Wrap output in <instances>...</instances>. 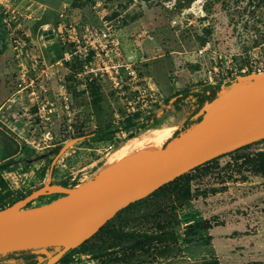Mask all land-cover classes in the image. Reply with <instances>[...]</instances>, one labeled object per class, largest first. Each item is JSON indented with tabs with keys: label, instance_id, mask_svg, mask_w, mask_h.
<instances>
[{
	"label": "rangeland",
	"instance_id": "1",
	"mask_svg": "<svg viewBox=\"0 0 264 264\" xmlns=\"http://www.w3.org/2000/svg\"><path fill=\"white\" fill-rule=\"evenodd\" d=\"M82 1L0 0V159L11 162L0 174L17 194L48 182L71 187L92 179L145 118L136 136L170 127L174 140L214 94L179 99L175 92L227 78L230 65L264 59V0H193L188 6L184 0ZM46 26L54 33L42 40ZM107 127L102 131L124 130L83 137ZM257 152H264V142L245 150ZM218 157L215 164H229L228 172L198 184L222 190L177 212L178 245L170 255L130 256L114 248L111 259L72 253L59 264H201L212 258L264 264V177L233 167L240 158ZM169 201L178 199L173 194ZM213 214L224 224L184 245L186 227ZM149 226L139 214L126 229ZM42 257L16 254L0 264H35Z\"/></svg>",
	"mask_w": 264,
	"mask_h": 264
},
{
	"label": "water",
	"instance_id": "2",
	"mask_svg": "<svg viewBox=\"0 0 264 264\" xmlns=\"http://www.w3.org/2000/svg\"><path fill=\"white\" fill-rule=\"evenodd\" d=\"M208 91L213 96L203 100L173 142L140 150L78 185L45 183L0 209V259L29 252L43 256L35 264H56L128 205L205 162L264 139V71L239 73L175 97ZM145 121L134 136L146 128ZM47 194L56 196L32 204Z\"/></svg>",
	"mask_w": 264,
	"mask_h": 264
},
{
	"label": "trees",
	"instance_id": "3",
	"mask_svg": "<svg viewBox=\"0 0 264 264\" xmlns=\"http://www.w3.org/2000/svg\"><path fill=\"white\" fill-rule=\"evenodd\" d=\"M90 1L91 0H84L81 3L85 5ZM184 1L186 2L185 5L188 6L193 0ZM181 8L183 7L181 6ZM179 93H181V91L175 92L173 94L174 97ZM184 97H180L179 99H183ZM108 128L109 127L94 132H99ZM79 134L82 135L83 133L79 132ZM175 134H178V132H175L174 135ZM0 135L4 136L1 131ZM260 142H264V139L255 143ZM255 143L243 146L232 152L221 155L218 158L224 156H235L236 158H240L242 159V163L239 164L235 161L233 167H240L246 171L258 173L264 177V152H257L254 154L245 153V150L252 147ZM216 159L217 158L197 166L189 173L160 187L146 198L130 204L117 212L110 220L103 224L95 234L61 258L56 264L66 261L67 257L72 253L90 255L94 258H104L107 256L106 258L111 259L108 257L111 255L109 250L114 248H119L130 256H134L138 253L149 257L155 254L170 255L174 247L178 245V238L175 233V228L179 225L177 212L183 208V205L187 204L192 199L205 196V194L214 195L215 192L222 190L218 188L199 187L198 184L202 178L213 177L228 172L230 165L218 166L215 164ZM10 163L11 162L1 163L0 170L7 167ZM29 192L30 190L17 194L9 188L6 179L0 174V209L25 197ZM173 194H175L178 199L176 204L169 201ZM139 214H143L144 218L148 221L150 224L149 229H126V226L132 223ZM220 217V215L213 214L202 221L188 225L186 227L185 237L182 241L183 244L187 246L194 241L202 240L200 237L197 238L200 233L207 232L217 226H222L224 222ZM207 239L209 238H206V240ZM25 253L32 258L35 257L34 254L29 252H18L15 254ZM211 263L217 264L216 258L204 260L201 264Z\"/></svg>",
	"mask_w": 264,
	"mask_h": 264
},
{
	"label": "bare ground",
	"instance_id": "4",
	"mask_svg": "<svg viewBox=\"0 0 264 264\" xmlns=\"http://www.w3.org/2000/svg\"><path fill=\"white\" fill-rule=\"evenodd\" d=\"M173 129L170 127H149L139 135L122 142L108 156L105 168L114 165L140 150L162 146L167 140L173 142L177 137L176 135L174 140L171 139Z\"/></svg>",
	"mask_w": 264,
	"mask_h": 264
},
{
	"label": "built area",
	"instance_id": "5",
	"mask_svg": "<svg viewBox=\"0 0 264 264\" xmlns=\"http://www.w3.org/2000/svg\"><path fill=\"white\" fill-rule=\"evenodd\" d=\"M45 31H47V32L51 31L52 32V28L49 27V26H46V27L43 28L42 32H45ZM114 67H116V66H114ZM249 70H252V71H264V59L255 58L253 61H249L247 64H241L239 67H235V66L232 67L230 65V66H228V68L226 70V75L225 76L229 77V76H233V75H236V74H239V73L249 72ZM102 71L106 72L107 70H106V68H103ZM108 148H110V146ZM1 163L2 162H1V159H0V164ZM0 171H4V169H1Z\"/></svg>",
	"mask_w": 264,
	"mask_h": 264
},
{
	"label": "crops",
	"instance_id": "6",
	"mask_svg": "<svg viewBox=\"0 0 264 264\" xmlns=\"http://www.w3.org/2000/svg\"><path fill=\"white\" fill-rule=\"evenodd\" d=\"M54 32H53V30H52V32L51 31H48V32H44V34L42 35V40L44 39V37L45 36H50V35H52ZM51 39V38H50Z\"/></svg>",
	"mask_w": 264,
	"mask_h": 264
}]
</instances>
